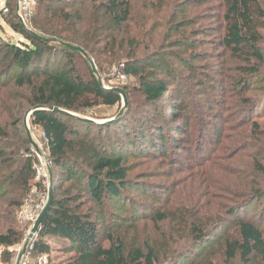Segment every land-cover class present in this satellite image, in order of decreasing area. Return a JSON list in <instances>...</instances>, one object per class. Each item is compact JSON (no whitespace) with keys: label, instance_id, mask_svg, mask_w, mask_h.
I'll list each match as a JSON object with an SVG mask.
<instances>
[{"label":"trees","instance_id":"1","mask_svg":"<svg viewBox=\"0 0 264 264\" xmlns=\"http://www.w3.org/2000/svg\"><path fill=\"white\" fill-rule=\"evenodd\" d=\"M199 1L201 0H187L195 7ZM37 2L38 8L32 20V27L40 37L19 22L11 23L9 27L22 37L21 41L10 40L0 34V54L8 59L9 65L6 69L12 67L14 76L10 86L3 85L5 92L0 95V198L7 193L1 192L5 187H8L9 193L15 197L7 200V208H1L7 224L0 229V246L5 247L18 244L22 238L21 230L12 223L15 212L24 202L35 176L32 169L33 159L22 157V153L28 152L20 132L21 117L26 111H31L32 125L41 129L51 164L57 168L61 178L65 176V179L59 178L57 181L59 184H76L80 188V194L87 193L98 207H103L108 200L121 198L126 188L137 186L139 189V182L128 176L131 170L126 154L110 152L105 150L102 144L79 136L84 129L99 133L106 127L81 122L67 114L52 110L56 108L63 112L76 113L100 105L113 107L120 102L118 93L105 90L95 74L85 73L78 67L76 59L84 58V54L78 48L94 60L100 71L103 66L125 61V73L139 81L140 93L149 109L157 108V102L169 92L168 84L161 79L155 78L157 80L154 83L146 81L143 69L138 66L139 59L134 55L143 44L142 35L144 37L148 31L146 27L144 31L133 18L132 0L71 2L37 0ZM143 4V8L148 11L152 8L164 11L170 7L174 10L178 0H146ZM219 4H223L219 49L229 52L236 60H243L246 66L245 70L236 73V76H229L218 86L211 87L218 91L222 99L220 104L224 109L237 111L239 100L244 106L252 103L249 98H243V94L257 90L262 93L264 89L253 88L257 81L264 83V54L260 48L253 12L261 17H264V12L257 7L256 0H219ZM54 5L61 7L53 8ZM196 16L198 14L193 17ZM151 34L152 46L156 34L155 32ZM208 86L210 88V85ZM14 90H17V94L23 93L21 102L9 104L8 101L12 102L15 99ZM230 91L232 94L228 95ZM260 97L259 105L264 107V93ZM227 99L230 100L225 102ZM182 111L181 107L179 110L173 108L170 113L176 116L175 119H179ZM185 124L188 125L189 122ZM250 126L251 133L256 134L255 139L264 147V127L259 126L257 122H252ZM133 129V136L126 131L122 138L118 137L127 151L136 148L138 137L140 142L155 151L154 156L159 154L155 159L161 158L162 162L170 159L160 130L156 134L159 136L157 138L161 147H157L149 142L143 127L137 131L136 128ZM240 131L242 137L247 134L246 130ZM214 134L212 138L220 145L224 138L221 136L222 133L217 130ZM225 139L226 142L229 141L228 136H225ZM239 140L240 138L236 139L237 142ZM242 144L240 143V147ZM177 147L183 146L178 142ZM216 149L222 151L226 148L222 146ZM236 155L234 153L227 156L225 160L231 161ZM263 159L264 153L251 156L250 166L257 175L264 174ZM200 162L208 163L218 172L222 171V166L211 155L190 165L189 169H196ZM201 167L198 166L197 171ZM228 176L224 175V179L216 181L215 186L212 185L213 182L208 183L206 187L212 190V194L210 195L209 191L206 197L220 198L228 195V191L239 188L242 192L247 191L249 195L251 194V197L244 201L248 203L259 198V193L264 191V188L256 190L245 180H241L238 183L240 185H228L226 181H231L227 179ZM236 178L234 175V179ZM70 187L66 190H61L60 187L55 190L51 208L42 222L34 244L36 254L49 256L50 243L58 242L62 245L57 251L67 254L68 257L57 264H155L161 257L165 261L181 254L176 250L180 243L178 242L169 244V247L159 255L157 249L159 245L154 238H148L144 244L128 253L120 236H115L107 226L103 231L92 213L82 210L83 204L78 203L80 199L77 194H72L73 188ZM253 189L255 193H252ZM212 207H218L214 199ZM229 214L230 217H234L235 211L230 210ZM135 215V212L130 215V223L135 221ZM260 219L261 221H253L235 217L233 222L226 225L224 233L218 237L227 261L237 257L243 263L258 259L264 264V220L263 217ZM165 220L164 214L157 213L152 217L153 226L157 229ZM219 222L221 221L215 217L212 226L215 231ZM185 223L188 230L181 234L180 240L203 243L207 234L198 229L193 222L186 219ZM231 229L233 231L228 235V230ZM104 241L108 243L107 246H103ZM5 259L8 261L9 256L6 255Z\"/></svg>","mask_w":264,"mask_h":264},{"label":"rangeland","instance_id":"2","mask_svg":"<svg viewBox=\"0 0 264 264\" xmlns=\"http://www.w3.org/2000/svg\"><path fill=\"white\" fill-rule=\"evenodd\" d=\"M22 1L0 0V34L10 40L21 41L22 37L9 27V24L16 22L37 35L33 30L32 20L38 2L31 0V13L24 17ZM144 2L146 0H132L133 18L144 31L145 27L148 31L147 35L144 37L142 35L143 44L134 56L139 59L138 66L143 69L145 80L154 83L157 80L155 78L161 79L168 84L169 92L157 102V108L149 109L140 93L139 81L126 75L125 61L108 64L100 71L94 60L78 48L84 54L83 59H76L78 67L85 73L95 74L105 90H117L120 102L113 107L100 105L76 113L65 111L68 116L81 122L106 127L99 133L84 129L79 136L102 144V147L110 152L126 154L131 170L128 176L139 182V189L137 186L126 188L121 198L108 200L103 207H98L87 193L80 194V188L76 184H59L57 182L61 178L59 171L51 164L41 129L32 125L30 110L22 115L20 121V132L28 148V152L22 153V157L33 159L32 169L44 167L49 185L46 186L45 195H49L51 190L53 200L55 190L60 188L66 190L72 186V194H77L80 199L78 203L83 204L82 210L92 213L103 231L107 226L115 236H120L128 253L144 244L148 238H154L159 245L157 247L159 255L169 247V244L178 242L180 243L176 250L181 253L178 257L165 261L161 257L155 264H263L258 259L243 263L237 257L227 261L218 236L224 233L226 225L233 222L235 217L253 221H261L260 218L263 217L264 220V191L259 193V198L244 203L251 197L247 191L233 189L228 191V195L210 199L206 197V193L211 191L209 193L211 195L212 190L206 186L208 183L213 182L214 185L216 181L224 179V175H231L230 178L227 177L231 180L226 181L228 185H240L238 183L245 180L256 190L264 188V174L257 175L250 166L251 156L264 153V147L255 139L256 134L250 131L252 122L264 127V107L259 105L264 89L262 93L259 90L246 92L242 97L249 98L252 103L244 106L239 100L237 111H227L220 104L222 99L218 91L211 87L218 86L229 76H236V73L245 70L246 66L243 60H236L229 52L219 49V32L223 22L221 15L223 4H219V0H201L196 7L187 0H178L174 10L170 7L164 11L155 8L148 11L143 8ZM256 3L264 12V0H256ZM57 7L61 5L53 6ZM173 13L175 16H172ZM195 14L198 16L193 17ZM253 19L260 39V48L264 54V17L254 11ZM152 32H155L156 36L153 37L155 42L151 46ZM8 65V59L0 54V95L5 92L3 85L10 86L13 82V68L6 69ZM259 87L264 88V83L257 81L253 88ZM13 92L16 94L13 96L15 99L8 103H20L23 93L17 94V90ZM230 94L232 91L228 93ZM180 107L183 111L179 119H175L176 116L172 115L170 110L173 108L179 110ZM185 122L189 124L186 125ZM142 127L149 142L157 147H161V143L156 132L158 130L162 132L170 159L165 162L160 161L161 158L155 159L159 154L154 156L155 151L140 142L138 137L134 150L130 148L127 151L124 143L119 142L118 137L122 138L126 131L133 136V128L137 131ZM217 130L224 137L220 145L212 138ZM240 130H246L247 134L242 137ZM225 136H228V142ZM238 138L239 142L236 141ZM178 142L183 147H177ZM240 143H243L241 147ZM222 146L226 149L222 151L216 149ZM254 150L259 152L255 153ZM234 153L237 155L231 161L225 160ZM146 154H149L148 157H145ZM208 155L217 159L218 164L222 166L221 172L205 162H200L198 166L202 167L199 171L198 166L196 169H189L190 165ZM234 175L237 176L236 179ZM64 177L61 179H65ZM39 181L34 176L31 188L36 187ZM255 189L252 193H255ZM3 191L7 193L0 198V229L7 224L1 208H7V200L15 198L9 193L8 187L1 192ZM28 194L29 192L25 199ZM213 199L218 204L217 208L212 207ZM230 210L235 211L234 217L229 216ZM18 211L15 212L12 224L22 232V238L18 243L21 244L27 236L28 224L19 221ZM133 212L136 213V219L130 223V215ZM157 213L164 214L166 220L156 229L152 217ZM215 217L221 221L216 231L212 227ZM186 219L207 234L203 243L180 240L181 234L188 230ZM228 231L229 235L233 230ZM50 244L49 258L52 264H57L68 257L67 254L57 251L62 245L61 242ZM107 245L108 243L104 241L103 246ZM7 264H14V261L11 260Z\"/></svg>","mask_w":264,"mask_h":264},{"label":"built area","instance_id":"3","mask_svg":"<svg viewBox=\"0 0 264 264\" xmlns=\"http://www.w3.org/2000/svg\"><path fill=\"white\" fill-rule=\"evenodd\" d=\"M31 2V0L22 1L21 6L24 17L31 13ZM38 158H40V156H38ZM33 170L36 179L40 181L36 183V187L30 188L29 194L18 211L19 221L28 224L27 236L24 237L21 244L9 247L0 246V264H7V262L11 260L14 261V264H52L47 254H36L34 252V244L38 238V232L41 227L35 234L31 232L35 222L47 205L49 195H45V193L46 186L49 185L47 183L48 176L43 166L35 167ZM6 255L9 256L8 261L5 259Z\"/></svg>","mask_w":264,"mask_h":264},{"label":"water","instance_id":"4","mask_svg":"<svg viewBox=\"0 0 264 264\" xmlns=\"http://www.w3.org/2000/svg\"><path fill=\"white\" fill-rule=\"evenodd\" d=\"M112 91H115L117 92V90H112ZM53 111L55 112H61V113H64L66 114L65 112L61 111V110H58L56 108L52 109ZM52 191L50 190V193H49V199H48V202H47V205L45 207V209L43 210V212L40 214L39 218L37 219V221L35 222L33 228H32V234H35L39 229L40 227L42 226V222L45 218V216L47 215L49 209L51 208V205H52Z\"/></svg>","mask_w":264,"mask_h":264}]
</instances>
